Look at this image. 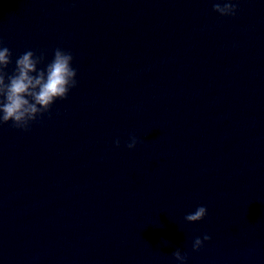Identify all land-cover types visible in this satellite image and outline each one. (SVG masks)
Segmentation results:
<instances>
[{
    "label": "water",
    "instance_id": "1",
    "mask_svg": "<svg viewBox=\"0 0 264 264\" xmlns=\"http://www.w3.org/2000/svg\"><path fill=\"white\" fill-rule=\"evenodd\" d=\"M214 2L0 0L5 72L60 48L77 73L0 125V264H264V0Z\"/></svg>",
    "mask_w": 264,
    "mask_h": 264
},
{
    "label": "clouds",
    "instance_id": "2",
    "mask_svg": "<svg viewBox=\"0 0 264 264\" xmlns=\"http://www.w3.org/2000/svg\"><path fill=\"white\" fill-rule=\"evenodd\" d=\"M237 5L231 0L214 2L213 10L220 15H235ZM2 43V41H0ZM11 51L7 47H0V125L11 121V126L18 129H28L29 123L37 117L48 112L56 99H65L77 81L76 69L72 67L73 55L71 52L56 48L53 58L43 68L37 65L44 62V55H34L28 50L15 60V67L11 74L5 72L12 63ZM115 145L119 147L117 139ZM137 140L133 136L127 147L132 149ZM207 214L205 206L197 207L193 212L186 214L184 219L189 222L199 221ZM211 237L207 234L196 237L192 249L198 250L203 241ZM172 256L183 264L187 253L182 254L176 249Z\"/></svg>",
    "mask_w": 264,
    "mask_h": 264
}]
</instances>
